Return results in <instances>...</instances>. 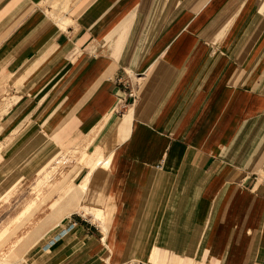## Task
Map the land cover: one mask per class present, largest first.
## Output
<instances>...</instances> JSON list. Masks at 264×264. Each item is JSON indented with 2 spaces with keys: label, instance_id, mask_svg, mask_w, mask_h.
I'll use <instances>...</instances> for the list:
<instances>
[{
  "label": "crops",
  "instance_id": "1",
  "mask_svg": "<svg viewBox=\"0 0 264 264\" xmlns=\"http://www.w3.org/2000/svg\"><path fill=\"white\" fill-rule=\"evenodd\" d=\"M68 1L59 15L0 0V173L36 170L27 149L52 154L42 169L90 138L110 163L25 264H264V0ZM67 177L47 214L78 187Z\"/></svg>",
  "mask_w": 264,
  "mask_h": 264
},
{
  "label": "rangeland",
  "instance_id": "2",
  "mask_svg": "<svg viewBox=\"0 0 264 264\" xmlns=\"http://www.w3.org/2000/svg\"><path fill=\"white\" fill-rule=\"evenodd\" d=\"M48 4L52 7L51 11L55 12L56 14L63 15V12L71 13V2L69 1L65 2V0H48ZM57 23L61 28H64L67 25L71 24L72 20L69 17L63 16L58 18ZM16 99L17 98H14L13 100L16 101ZM119 104L115 108V110H118V108L120 107ZM116 121L117 119L114 118L113 113L110 114L105 119L106 124L104 128H107L111 123L115 124ZM1 139L2 138H0V140ZM67 139L68 138L55 135L51 140H54L56 142L60 141L62 143ZM94 143L95 139L90 138L86 141L85 145H79L69 152L62 154L60 153L59 155L55 156V158L52 157L53 159H51V161H49L48 163L46 161V163L42 162L43 168L45 169H40L42 165L39 163V160L44 157V155L47 156L51 153L49 154L47 150L45 152L37 151L38 153H34L27 149L26 151L21 152L18 158L24 160L27 157L26 161L28 159L30 161L32 158H36L37 166H39L36 170L31 169L30 174L21 175L19 178L17 177V175H20L21 173L20 168H16L15 170L9 168L7 170V175H3L4 172L1 171L0 239L6 237L7 234H12L6 239H2L0 242V264L27 263L28 255L35 249L36 246L41 245L46 240L48 236L46 231L59 223V210H61L60 208H62L65 200H68V198L75 196L76 201L73 211L77 210L80 205V197L83 191L87 190V185L89 183V180H87L88 175L95 169V166H103L104 168H108L110 163L109 160L106 162L109 157H105V155L102 156L100 151H97V153H93L92 147ZM44 148H47L46 143L45 146L43 145L41 147L42 150ZM23 162H25V160ZM4 163L5 161L2 157V159H0V164L3 165ZM85 168H87L88 171L82 178H80L83 175ZM66 173L68 174L67 179L73 180L75 185L78 187L68 188L64 195L60 196L56 203L52 205L51 208L53 212L51 214H47L50 211L49 206L53 199L43 205H41V203L46 197L49 187L57 184L66 175ZM45 176H48V180H44ZM41 180L43 181V183L41 185H38ZM75 180L77 181L75 182ZM47 183L48 185H46ZM52 195L53 193L51 194V196ZM51 196L46 197L45 200H48ZM31 200H35L40 207L34 209L35 205L31 202ZM28 203L30 204L25 208ZM36 214L39 215L36 216ZM24 234H26V236L24 238V244L21 246V250L26 251L28 250V248L29 250L21 260H17L14 257L15 252H9L12 250L13 245L17 241V239L19 237H22Z\"/></svg>",
  "mask_w": 264,
  "mask_h": 264
},
{
  "label": "built area",
  "instance_id": "3",
  "mask_svg": "<svg viewBox=\"0 0 264 264\" xmlns=\"http://www.w3.org/2000/svg\"><path fill=\"white\" fill-rule=\"evenodd\" d=\"M119 82L125 89V97L131 99L132 103L134 104L138 98L137 91L139 87V81H134L132 78L128 77V79L119 80ZM125 102L126 99H124L120 104H124Z\"/></svg>",
  "mask_w": 264,
  "mask_h": 264
},
{
  "label": "bare ground",
  "instance_id": "4",
  "mask_svg": "<svg viewBox=\"0 0 264 264\" xmlns=\"http://www.w3.org/2000/svg\"><path fill=\"white\" fill-rule=\"evenodd\" d=\"M90 213H91V211L89 209H84V217H87V215L90 214ZM102 214H103L102 211L97 210L95 212V217H100V216L102 217Z\"/></svg>",
  "mask_w": 264,
  "mask_h": 264
}]
</instances>
